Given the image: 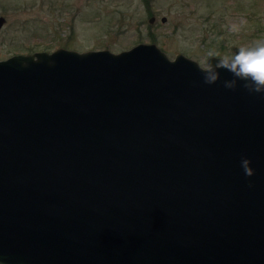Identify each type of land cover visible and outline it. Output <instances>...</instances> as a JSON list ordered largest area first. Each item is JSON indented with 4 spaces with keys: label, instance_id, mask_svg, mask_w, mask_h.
<instances>
[{
    "label": "water",
    "instance_id": "1",
    "mask_svg": "<svg viewBox=\"0 0 264 264\" xmlns=\"http://www.w3.org/2000/svg\"><path fill=\"white\" fill-rule=\"evenodd\" d=\"M199 66L154 43L0 59V264H264V95Z\"/></svg>",
    "mask_w": 264,
    "mask_h": 264
},
{
    "label": "rangeland",
    "instance_id": "2",
    "mask_svg": "<svg viewBox=\"0 0 264 264\" xmlns=\"http://www.w3.org/2000/svg\"><path fill=\"white\" fill-rule=\"evenodd\" d=\"M0 15V59L154 43L170 58L182 53L202 65L209 52L230 55L264 39V0H0Z\"/></svg>",
    "mask_w": 264,
    "mask_h": 264
},
{
    "label": "clouds",
    "instance_id": "3",
    "mask_svg": "<svg viewBox=\"0 0 264 264\" xmlns=\"http://www.w3.org/2000/svg\"><path fill=\"white\" fill-rule=\"evenodd\" d=\"M232 31L239 28L233 25ZM237 51L230 55L219 56L209 52V59L199 66L202 73L203 83L215 84L220 78V69L231 73L232 79L223 81V87L235 91L238 87L245 90L249 95H264V39H257L236 48ZM210 58H216L215 63ZM238 82H242L239 83ZM251 161L247 157H241V168L247 177L254 175ZM249 187H252L249 184Z\"/></svg>",
    "mask_w": 264,
    "mask_h": 264
},
{
    "label": "flooded vegetation",
    "instance_id": "4",
    "mask_svg": "<svg viewBox=\"0 0 264 264\" xmlns=\"http://www.w3.org/2000/svg\"><path fill=\"white\" fill-rule=\"evenodd\" d=\"M0 16H2V15H0ZM5 20H6V19H5ZM4 23H5V22H4ZM3 25H4V24H3ZM3 25L1 26V28L3 27ZM1 28H0V29H1Z\"/></svg>",
    "mask_w": 264,
    "mask_h": 264
}]
</instances>
